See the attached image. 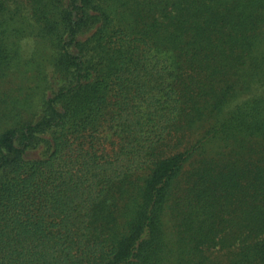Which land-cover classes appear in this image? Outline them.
Here are the masks:
<instances>
[{
	"label": "trees",
	"instance_id": "1",
	"mask_svg": "<svg viewBox=\"0 0 264 264\" xmlns=\"http://www.w3.org/2000/svg\"><path fill=\"white\" fill-rule=\"evenodd\" d=\"M0 264H264V0H0Z\"/></svg>",
	"mask_w": 264,
	"mask_h": 264
},
{
	"label": "rangeland",
	"instance_id": "2",
	"mask_svg": "<svg viewBox=\"0 0 264 264\" xmlns=\"http://www.w3.org/2000/svg\"><path fill=\"white\" fill-rule=\"evenodd\" d=\"M32 44H33V43H30V44H27V43H26V44L24 45V53H25V54H28V53L31 51V49H32Z\"/></svg>",
	"mask_w": 264,
	"mask_h": 264
}]
</instances>
